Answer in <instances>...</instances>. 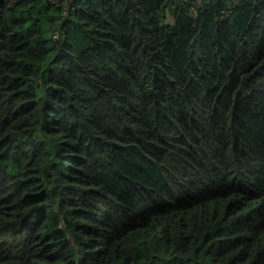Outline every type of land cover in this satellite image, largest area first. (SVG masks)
Here are the masks:
<instances>
[{
	"label": "trees",
	"instance_id": "16d2710c",
	"mask_svg": "<svg viewBox=\"0 0 264 264\" xmlns=\"http://www.w3.org/2000/svg\"><path fill=\"white\" fill-rule=\"evenodd\" d=\"M0 264H264V0H0Z\"/></svg>",
	"mask_w": 264,
	"mask_h": 264
}]
</instances>
